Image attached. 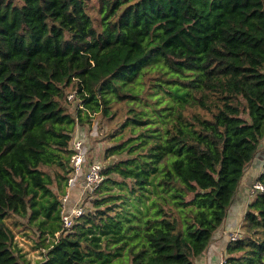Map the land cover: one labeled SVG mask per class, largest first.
Listing matches in <instances>:
<instances>
[{
    "label": "trees",
    "instance_id": "16d2710c",
    "mask_svg": "<svg viewBox=\"0 0 264 264\" xmlns=\"http://www.w3.org/2000/svg\"><path fill=\"white\" fill-rule=\"evenodd\" d=\"M97 114L109 162L65 228L72 141L76 188ZM262 142L264 0H0V264H30L8 218L36 264H195ZM252 185L221 264H264Z\"/></svg>",
    "mask_w": 264,
    "mask_h": 264
},
{
    "label": "rangeland",
    "instance_id": "374dc122",
    "mask_svg": "<svg viewBox=\"0 0 264 264\" xmlns=\"http://www.w3.org/2000/svg\"><path fill=\"white\" fill-rule=\"evenodd\" d=\"M91 127V130H90ZM84 132L77 131L75 134V138H80L83 140L85 145V164H90L93 162L100 163L101 167L106 165L109 162V159H105V149L111 144L108 141L107 131L110 128L107 126L105 119H103L100 114L93 117L91 121V125L89 128H84ZM258 165L259 168H263L264 165L261 164V160H257L256 163L252 166V172L246 176L247 184L250 183V179L258 172ZM74 182V181H73ZM72 182V183H73ZM243 184V182H242ZM58 188V187H57ZM72 194L71 199L69 202L70 208L74 207L75 205H83V207H89L90 203L89 200L86 199L83 201L85 190L83 191L84 185L80 183L77 185L76 188L72 187ZM62 190V189H61ZM70 190V189H69ZM248 191L242 190V186L239 187L237 193L234 197V204H242L243 201L246 200L248 197ZM7 222L10 224L12 231L14 232V239L21 247L22 252L25 253L26 259L30 261V264H36L38 260L41 259V252L42 248L35 247V240L32 237V233L27 227H23L22 225L15 226L11 222V218L7 219ZM233 235L235 233H232ZM231 234V235H232ZM35 237V234L33 235ZM49 238V237H48ZM47 240V239H46ZM46 242V241H45ZM197 258V257H196ZM196 258L194 260L196 264ZM223 259L220 260V262ZM198 264H205L197 261Z\"/></svg>",
    "mask_w": 264,
    "mask_h": 264
},
{
    "label": "built area",
    "instance_id": "2783aa9c",
    "mask_svg": "<svg viewBox=\"0 0 264 264\" xmlns=\"http://www.w3.org/2000/svg\"><path fill=\"white\" fill-rule=\"evenodd\" d=\"M71 94L69 95V98H71ZM72 149L73 152L71 154L70 163L73 167V172L70 175V177L67 179L68 186L66 188L65 194L62 196V201L65 204L66 201L69 198V186L76 178V175L80 172L82 163H83V153H82V147L81 142L79 139H74L72 141ZM84 189H88L89 191H93L97 185L101 182L103 176L101 174V165L97 162H93L88 171L84 174ZM253 191L255 190H264V185H262L259 182H255L252 185ZM83 213V209L81 206H74L72 208H65L62 211V223L63 227L69 228L73 223V218L78 217ZM232 238H236L237 234L231 235ZM221 264V262L219 263Z\"/></svg>",
    "mask_w": 264,
    "mask_h": 264
},
{
    "label": "crops",
    "instance_id": "0c3cea01",
    "mask_svg": "<svg viewBox=\"0 0 264 264\" xmlns=\"http://www.w3.org/2000/svg\"><path fill=\"white\" fill-rule=\"evenodd\" d=\"M263 144L264 142H262V147ZM263 151L264 149L262 148V151L259 153V157L253 161V165L256 163L258 159L261 160V164L264 165L263 156H262ZM262 171L263 168H259L258 165V172L250 179V183L247 184L246 176L252 172V166H250L247 170H245V174L242 180L243 184L241 182L240 186H242V190H244L245 192L248 191L247 192L248 197L246 198L245 201H243L242 204H234L233 201L232 207L224 224L223 230L215 236V240L210 246V248L196 258V264H198L197 261H200L201 263H205V264H207V262H212V264H217L219 263V260L223 259V257L225 256V252H224V245L226 242L225 233H229L238 229L243 211L251 199V195L249 192V190L251 189V185L256 180L258 174Z\"/></svg>",
    "mask_w": 264,
    "mask_h": 264
}]
</instances>
